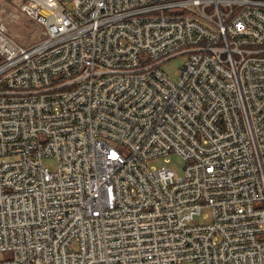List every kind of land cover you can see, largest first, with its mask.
<instances>
[{
    "label": "built area",
    "instance_id": "obj_1",
    "mask_svg": "<svg viewBox=\"0 0 264 264\" xmlns=\"http://www.w3.org/2000/svg\"><path fill=\"white\" fill-rule=\"evenodd\" d=\"M2 1L0 264H264V0Z\"/></svg>",
    "mask_w": 264,
    "mask_h": 264
},
{
    "label": "rangeland",
    "instance_id": "obj_2",
    "mask_svg": "<svg viewBox=\"0 0 264 264\" xmlns=\"http://www.w3.org/2000/svg\"><path fill=\"white\" fill-rule=\"evenodd\" d=\"M1 8V17L2 21L6 27L7 32L10 34L14 40L23 46H30L37 43L38 35L40 33V27L33 24L30 20L27 19L25 15L12 3L8 1L0 2ZM180 10L182 13H186L182 9H174V12ZM183 55H178L172 57L165 61L161 68L167 76L174 82L178 80V69L183 65ZM43 165L47 166L50 170L54 168V159L44 158ZM148 166H154L156 168L171 167L174 172L178 175L181 174L182 170L180 161L173 156L171 163H166L162 158L152 159L147 162ZM200 218H195L194 222H199ZM184 264H194L191 262H186Z\"/></svg>",
    "mask_w": 264,
    "mask_h": 264
}]
</instances>
